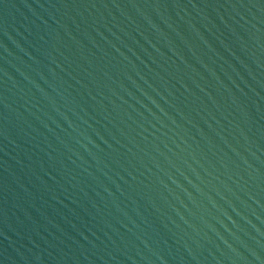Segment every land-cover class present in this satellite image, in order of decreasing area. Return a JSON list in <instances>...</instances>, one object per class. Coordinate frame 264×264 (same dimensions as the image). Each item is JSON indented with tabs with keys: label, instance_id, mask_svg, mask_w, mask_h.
<instances>
[{
	"label": "water",
	"instance_id": "water-1",
	"mask_svg": "<svg viewBox=\"0 0 264 264\" xmlns=\"http://www.w3.org/2000/svg\"><path fill=\"white\" fill-rule=\"evenodd\" d=\"M0 264H264V0H0Z\"/></svg>",
	"mask_w": 264,
	"mask_h": 264
}]
</instances>
